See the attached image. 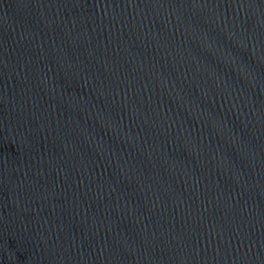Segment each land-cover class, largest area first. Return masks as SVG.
<instances>
[{
  "label": "water",
  "instance_id": "1",
  "mask_svg": "<svg viewBox=\"0 0 264 264\" xmlns=\"http://www.w3.org/2000/svg\"><path fill=\"white\" fill-rule=\"evenodd\" d=\"M0 264H264V0H0Z\"/></svg>",
  "mask_w": 264,
  "mask_h": 264
}]
</instances>
